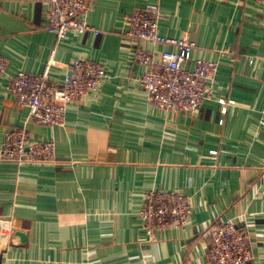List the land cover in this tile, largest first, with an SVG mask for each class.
Returning a JSON list of instances; mask_svg holds the SVG:
<instances>
[{
  "label": "crops",
  "instance_id": "1",
  "mask_svg": "<svg viewBox=\"0 0 264 264\" xmlns=\"http://www.w3.org/2000/svg\"><path fill=\"white\" fill-rule=\"evenodd\" d=\"M90 3L95 30L59 40L46 27V0H0V56L7 61L0 148L10 128L56 145L54 163L0 160V264H211L209 229L226 220L248 226L250 264H264V5ZM148 5L159 7L162 36L194 40V59L219 62L215 99L194 115L154 107L140 85L145 67L133 59L126 18ZM78 58L103 64L107 77L82 103L68 105L63 126L37 124L5 88L19 71L48 67L61 84ZM150 190L189 199L184 229L149 237L139 211Z\"/></svg>",
  "mask_w": 264,
  "mask_h": 264
},
{
  "label": "built area",
  "instance_id": "2",
  "mask_svg": "<svg viewBox=\"0 0 264 264\" xmlns=\"http://www.w3.org/2000/svg\"><path fill=\"white\" fill-rule=\"evenodd\" d=\"M91 0H46V27L59 40L71 31L84 33L95 30L88 21ZM264 5V0H259ZM159 7L138 8L126 18L125 35L135 42L133 59L145 67L140 85L151 105L172 112L194 115L206 102L215 99L214 82L219 62L193 57L194 40L164 37L159 33ZM97 32V31H96ZM141 43L165 44L173 49L150 50ZM194 61L193 67H189ZM50 66V65H49ZM63 82L55 83L49 67L39 74L19 71L10 78L6 90L39 125L66 124L68 105L82 103L96 92L107 77L103 64L78 58L67 64ZM7 61L0 56V78L6 75ZM1 161L18 164H50L56 161L53 140L37 141L26 128H10L4 134L0 148ZM192 204L182 193L150 190L144 194L139 216L143 228L153 238L168 228L184 229L190 222ZM212 243L208 250L211 264H250L254 259V243L248 226L226 220L209 229Z\"/></svg>",
  "mask_w": 264,
  "mask_h": 264
}]
</instances>
